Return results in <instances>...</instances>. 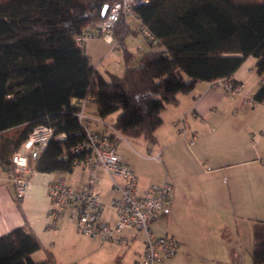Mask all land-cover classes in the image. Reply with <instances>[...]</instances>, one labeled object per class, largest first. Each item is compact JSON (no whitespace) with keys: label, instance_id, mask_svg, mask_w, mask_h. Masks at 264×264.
I'll return each mask as SVG.
<instances>
[{"label":"trees","instance_id":"obj_1","mask_svg":"<svg viewBox=\"0 0 264 264\" xmlns=\"http://www.w3.org/2000/svg\"><path fill=\"white\" fill-rule=\"evenodd\" d=\"M102 3L0 0V165L43 124L53 132L33 162L35 172H72L74 160L87 154L75 150L86 134L77 117L84 100L100 117L117 112L111 125L127 139L155 144L161 113L178 104L179 94L231 77L248 56L261 77L252 97L264 104V0H148L134 13L152 37L146 38L151 49L130 65L124 38L134 30L120 16L112 34L124 69L107 78L74 40L102 18ZM15 204L22 212L21 201ZM42 247L24 220L0 235V264H56L49 250L32 258ZM250 257L251 264H264V220L252 225Z\"/></svg>","mask_w":264,"mask_h":264},{"label":"crops","instance_id":"obj_2","mask_svg":"<svg viewBox=\"0 0 264 264\" xmlns=\"http://www.w3.org/2000/svg\"><path fill=\"white\" fill-rule=\"evenodd\" d=\"M150 49L149 47L147 51ZM127 50L131 53L130 65L137 64L139 56L135 54L139 53L141 47ZM83 51L105 78L109 73L121 75L123 72L122 54L115 45L96 37L85 42ZM112 53L118 54L116 58L118 65L120 64L115 71ZM254 62L255 58L248 56L231 75L232 79L242 84V90L236 96L210 87L209 82H198L190 93L179 94L178 104L168 105L161 113L162 123L155 131V144L142 138L129 140L126 137L118 142L119 154L126 159L137 176L139 194L149 185L159 184L164 180L172 186L164 215L152 221L150 228L156 235L168 234L175 237L179 248L174 256L158 262L159 264H242L240 254L231 247L232 234L241 239L237 219L248 218L250 227L255 221L264 220L263 179L256 173V168L261 165L260 160L264 158L260 155L263 146L260 142L257 143L253 135L259 133V139H264V115L237 112L242 107L247 108L244 99L253 95L260 85L261 77L255 71ZM257 105L264 107V104ZM80 106L89 129L108 132L114 130L111 124L117 112L100 117L90 101H81ZM180 118H184L188 130L196 134V143L188 150L182 149L179 125L174 124ZM131 143L138 146L141 152H160L163 173L151 180L146 179L140 163L152 159L149 153L148 156L140 153L134 155ZM174 153L175 156L167 157ZM73 170L70 173H43L50 175L44 182V187L57 175L65 176L74 184L86 181V171L78 168L79 174L76 177ZM71 175H74L72 179ZM112 180L120 182L119 178H112L101 170L96 172L95 188L106 204L103 217L110 221L114 219V214L107 204L118 193ZM27 190L21 199V212L15 204L11 180L4 171H0V235L22 226L25 220L43 244L46 230L39 224L40 218L37 219L25 207L31 194ZM40 204L44 224L50 206L48 196ZM231 219L234 225L237 224L235 233L231 231ZM245 224L246 222L244 227ZM137 239L138 244L133 247ZM143 239L144 235L139 234L130 244L118 247L113 260L102 264H120L125 255L129 256L130 264H133L143 250ZM103 243L110 242H101L99 249L103 247ZM43 246L45 247L44 244ZM101 250L107 252L104 248ZM129 252H132L131 256ZM37 253L38 250L33 252L32 258L42 259Z\"/></svg>","mask_w":264,"mask_h":264},{"label":"built area","instance_id":"obj_3","mask_svg":"<svg viewBox=\"0 0 264 264\" xmlns=\"http://www.w3.org/2000/svg\"><path fill=\"white\" fill-rule=\"evenodd\" d=\"M100 11L105 6L104 15L98 21L87 24L75 35V43L84 48L87 40L99 37L107 44L115 45L113 29L120 18L134 17V8L148 0H102ZM139 29L146 38L152 39L147 29L140 25ZM212 88L222 89L230 96L240 94L242 84L231 77H221L210 81ZM247 107L257 105L252 95L244 99ZM86 134L85 139L75 147V150L85 148L87 154L74 160V167L86 171V181L70 183L65 176L57 175L46 183V192L50 201L47 210L48 222L46 229L52 230L64 219L74 223L75 230L83 235L96 238L101 242H110L118 246L130 244L139 234L144 235L143 250L133 264H155L176 254L179 243L175 237L163 234L156 235L150 228L155 219L161 217L169 202L172 186L164 180L159 184H151L139 194L137 192V176L126 159L117 150L118 142L124 136L117 130H91L82 112L77 113ZM174 124L179 125L180 137L183 142L192 146L196 134L188 130L187 121L180 118ZM53 129L47 125H37L31 129L19 148L11 155L10 163L0 165L11 180L14 200L21 201L35 172L33 162L39 157ZM63 133L56 135L62 138ZM161 162L160 152L149 155ZM103 171L109 176L117 177L120 182L112 180L117 195L109 199L108 206L114 214L112 221L103 217L105 202L100 198L95 188L96 172ZM239 264V263H235Z\"/></svg>","mask_w":264,"mask_h":264},{"label":"rangeland","instance_id":"obj_4","mask_svg":"<svg viewBox=\"0 0 264 264\" xmlns=\"http://www.w3.org/2000/svg\"><path fill=\"white\" fill-rule=\"evenodd\" d=\"M127 24L131 29H133V32L128 33L124 38V43L126 49H132L137 50L138 47H141V50L139 53H136L135 56H139L143 54L144 52L149 49V45L147 43L146 37L143 35L142 31L139 29V22L135 20L134 17L128 16L126 19ZM137 48V49H136ZM118 56L117 53H112L111 59L113 61L112 66L114 69H117L116 67L120 66L118 65V60L116 58ZM108 62H106L107 64ZM136 65V64H134ZM115 71V70H114ZM122 74V73H121ZM86 112V108L84 109ZM237 112H246V114L255 115L260 114L264 115V107L262 105H256L255 107H242V109L237 110ZM254 139L257 141V143L261 144L263 146V149L260 153L262 157L264 156V139H259V133H254ZM196 142H194L195 144ZM134 143L130 144V147L133 149V154L136 155V153H140L142 155L148 156L154 154L153 152H148L145 150L144 152H141L140 148L136 146ZM182 149L188 150V148H191L187 142H182ZM147 153H149L147 155ZM175 156L176 153L171 154L167 157ZM165 157V156H164ZM152 160L149 161H143L140 163V168H142V174L144 177L148 180L153 179L155 176H158L163 173V165L161 162L157 161L156 159L151 158ZM261 165H258L256 168V173L258 176L260 175L263 179V194H264V158L260 160ZM251 169H248L250 171ZM73 174L77 177L78 168H74ZM74 175H71L70 178L74 177ZM50 177V175H45L41 172L33 173L30 178L31 185L28 187V192L31 191V194H29V198L27 199L25 203V207L30 213H33L35 217L38 219L40 218V225L42 228H44L45 234H44V246L38 250L37 256L44 257L45 256V250H49L52 252L55 261L61 263V264H102V263H108L111 260L115 258L117 255V248L123 247L118 246L113 243H103L104 250L107 252H102V248L99 249V244H101L100 240L96 238H92L83 234L78 233L75 230L74 223L72 221H69L67 219L62 220L56 228L52 230L46 229V225L48 222V217L46 215V222L43 224L42 219V206L40 204V201H43L45 196H47L46 188L44 187V182ZM250 177V176H248ZM264 219V216L262 217ZM248 218H241L237 219L239 231H240V237L241 239L235 237L234 234H232L231 238V247L240 254V259L242 264H251V246H252V226L250 227ZM244 222H246L244 227ZM157 224H160L158 222ZM253 225V224H252ZM230 226L231 231L235 233V230L237 229V224L234 225L233 220H230ZM59 229V230H58ZM139 239L133 244L132 246L135 247L138 244ZM42 244V245H43ZM117 246V247H116ZM131 246V247H132ZM132 252H129V255L131 256ZM167 260V259H166ZM131 260L129 259V256L125 255L121 260L120 264H130ZM155 264H159L158 262Z\"/></svg>","mask_w":264,"mask_h":264},{"label":"water","instance_id":"obj_5","mask_svg":"<svg viewBox=\"0 0 264 264\" xmlns=\"http://www.w3.org/2000/svg\"><path fill=\"white\" fill-rule=\"evenodd\" d=\"M104 10H105V6L103 7L102 11H101V16L104 15Z\"/></svg>","mask_w":264,"mask_h":264}]
</instances>
